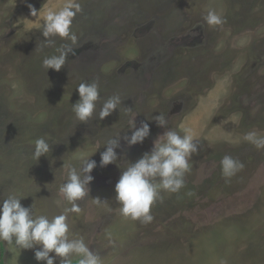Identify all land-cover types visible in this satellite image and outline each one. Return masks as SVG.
I'll use <instances>...</instances> for the list:
<instances>
[{
  "label": "rangeland",
  "instance_id": "374dc122",
  "mask_svg": "<svg viewBox=\"0 0 264 264\" xmlns=\"http://www.w3.org/2000/svg\"><path fill=\"white\" fill-rule=\"evenodd\" d=\"M67 2L0 0V200L15 194L34 216L51 219L70 207L58 192L67 178L62 166L79 167L93 154L94 179L81 212L68 215L69 239L82 237L102 264H264V149L244 139L251 131L264 136V0H76L74 54L59 72H46L44 56L68 41L55 38L40 51V25L47 10ZM29 5L41 12L31 16ZM209 10L226 22L208 26ZM93 80L101 102L119 95L121 107L81 123L72 112L76 88ZM132 114L150 135L129 147L123 137L131 135ZM159 114L166 128L153 119ZM167 129L191 130L199 146L185 187L161 192L151 223L126 218L115 184ZM118 132L117 162L101 167L102 146ZM40 137L51 151L36 162ZM225 155L244 164L228 179ZM38 248L0 241V260L45 264L34 258Z\"/></svg>",
  "mask_w": 264,
  "mask_h": 264
},
{
  "label": "clouds",
  "instance_id": "9594fccd",
  "mask_svg": "<svg viewBox=\"0 0 264 264\" xmlns=\"http://www.w3.org/2000/svg\"><path fill=\"white\" fill-rule=\"evenodd\" d=\"M28 7L31 16L35 17L41 12V9L37 12L31 5ZM81 11L80 3L68 0L58 11L49 9L44 14L40 29L45 39L40 42V51L54 47L55 38L68 41L55 49L56 54L44 56L42 67L46 72L49 69L59 72L66 64V57L74 54L78 38L72 31V24ZM203 19L208 26L213 27L222 26L226 22L215 10H209ZM76 90L79 100L72 104V112L81 123H87L94 116L103 120L121 107L119 95H112L101 102L99 82L96 80L81 82ZM98 104L100 107L97 112ZM125 112L131 114L132 110L125 109ZM136 116L132 114L129 120L131 135L123 137L129 147L142 143L150 135L148 123L142 122L139 127L136 126ZM153 119L158 127H167L165 115L159 114ZM119 133L104 142L102 147L105 151L100 154L101 167L117 162L116 149L120 147L121 141ZM244 139L258 150L264 149V136L258 135L256 131L248 132ZM96 144L97 150L101 148L100 141ZM50 151L51 146L44 137L34 141L32 156L36 162ZM198 151L199 146L194 142L191 130H185V134L180 135L175 130L167 129L163 135L158 136L149 152L143 153L134 163L127 164L115 184V200L120 204V214L143 224L151 223L154 219L151 207L158 201L162 202L161 192L175 194L185 187V174L191 170L189 161ZM91 156L81 158L79 167L70 163L62 166L67 178L59 186L58 192L70 207L51 219L45 215L34 216L32 206L24 207L21 204L22 198L15 194H9L0 200V241L19 249H33L38 245L34 258L45 264H54L57 258L60 264H73L74 255L79 257L78 264H102L101 257L88 247L82 237L69 239L68 215L81 212L78 202L89 196V185L94 179L91 172L97 164L95 160L89 159ZM220 165L226 179L233 177L244 167L240 160L230 155L223 156ZM93 201L101 203L100 198ZM50 253L54 255L50 256Z\"/></svg>",
  "mask_w": 264,
  "mask_h": 264
},
{
  "label": "trees",
  "instance_id": "16d2710c",
  "mask_svg": "<svg viewBox=\"0 0 264 264\" xmlns=\"http://www.w3.org/2000/svg\"><path fill=\"white\" fill-rule=\"evenodd\" d=\"M0 264H4L2 260H0ZM73 264H77V261L73 260Z\"/></svg>",
  "mask_w": 264,
  "mask_h": 264
}]
</instances>
